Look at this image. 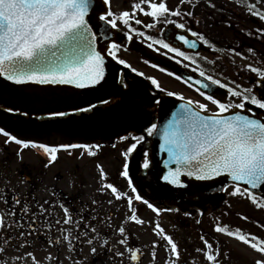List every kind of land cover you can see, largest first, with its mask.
<instances>
[{"label": "snow or ice", "instance_id": "snow-or-ice-1", "mask_svg": "<svg viewBox=\"0 0 264 264\" xmlns=\"http://www.w3.org/2000/svg\"><path fill=\"white\" fill-rule=\"evenodd\" d=\"M185 3L191 4L192 0H180V5L176 8H171L167 0H134L131 11L117 12L112 9L111 0H96L95 6L93 0H0V77L20 86L68 85L77 89L98 90L107 84V58L130 69L132 73L145 76V73L138 72L137 68L120 57L121 50H127V47L113 38V31L123 33L128 42L133 41L134 37L144 38L151 41L147 45L149 48L159 45L168 52L191 60L192 64H197L200 53L189 56L181 47L174 46L170 41L174 40L181 46L187 45L192 49H196L200 41L216 51L224 52V49L216 48L205 34L194 31L189 26L185 17H193L194 13L181 10L180 6ZM208 3L215 7L212 0H208ZM260 3H264V0H257L246 7L251 16L264 21V10L258 8ZM140 15L150 18L151 22L144 23L139 18ZM133 25H143L144 29L163 25L161 33L168 26H173L175 30L190 33L195 39L177 31H173L167 38H157L146 35L145 31ZM256 32L264 35V27L257 28ZM156 51H160V48H156ZM228 51L233 55L232 63H235L237 56L246 58L235 48ZM247 51L254 52L251 47ZM167 54L166 52L165 55ZM172 58L176 59L175 56ZM209 62L214 64L216 61ZM152 67L157 65L153 64ZM237 67L252 74L250 79H253L254 83L251 86H243L230 78H227L229 82L225 83L221 78L206 75L204 70L198 69L199 76L207 82L196 79L195 91L207 103L168 91L156 78L147 77L154 89L169 97H178L182 102L172 112L171 118L163 123L159 117L145 110L135 118L139 121L138 128L133 122L129 126L133 127L134 131L126 129V134H117V140L126 145L120 152L123 162L117 175L126 181L128 191L122 190L121 186L110 179L104 164L96 163V192L108 197L106 203L109 206L123 202L122 206L126 208L120 224H113L110 213H106L103 218L93 215L99 212L103 203L97 198L91 199V204L96 205L93 208L82 204L76 209L64 200H45L39 203L34 211L27 201L22 202L14 194L7 198L0 197L4 202V207L0 209V240L4 243V246L0 247V256L7 253L15 240L18 242L16 249L19 254L9 258L12 264H63L59 258L62 252L66 253L65 259L69 264H88L87 256L76 259L72 255L83 253L84 245L89 246L93 258L102 253H111L108 255L111 264H117V257L119 264H141L145 247H150V260L152 264H156L157 250L163 246L167 256L165 264H179L181 250L173 235L165 230L159 220L146 221L141 218L136 205L146 206L156 217H160L165 211L178 212L179 209L161 208L141 194L130 174L134 154L141 158L138 168L151 170L155 164L162 162L163 168L156 173V178L165 185L184 190L193 188L203 192L212 185L196 182H215L217 178L224 177L227 182L218 189L219 192H226L230 197L247 199L255 208L264 210V116L260 115L264 112V62L240 64ZM160 71L164 72L166 69L160 68ZM176 79L180 80L181 77L176 76ZM183 82L192 86L191 77ZM120 84L123 88L129 87L123 79ZM212 86L225 89V98H217V92ZM84 103L85 107L73 104L71 113L48 109L47 116L59 122V118L68 117L72 113H88L97 109L96 103ZM99 103L107 105L109 100H100ZM148 105L163 109L162 100L156 95H146L145 108ZM13 110V107L7 108L8 112ZM0 134L7 138L5 143L14 142L20 146L18 156L21 159V153L25 149L43 150L48 156L46 167L58 160V152L61 150L68 151L71 155V150L82 149L81 158L85 154L95 158L104 147L100 143H65L50 146L33 140L18 139L3 127H0ZM112 148H116V143L112 144ZM157 152L164 155L162 161L155 160ZM185 178H188L187 181ZM2 191L0 189V192ZM224 203L228 204V201ZM184 214L191 215L188 212ZM242 218L248 219L247 216ZM129 223L141 227L146 224L153 225L151 233L156 239L151 241L150 246H133ZM25 224L27 229L23 230ZM105 224L110 232L115 233V237L101 235L102 225ZM260 227L264 228V225ZM213 231L235 239L250 249L253 253L252 264H264V236L246 232L240 227L233 229L228 224L219 222L213 225ZM32 237L35 238L30 239ZM199 239L203 247L197 248L196 251L202 254L206 264H223L222 256L230 258L228 253H222L218 238L210 240L201 235ZM99 240L103 243L97 247L96 242ZM37 241H41L39 249ZM52 248L56 249L55 253ZM37 251H43L45 254L38 258ZM0 264H9V260H0Z\"/></svg>", "mask_w": 264, "mask_h": 264}, {"label": "rangeland", "instance_id": "rangeland-1", "mask_svg": "<svg viewBox=\"0 0 264 264\" xmlns=\"http://www.w3.org/2000/svg\"><path fill=\"white\" fill-rule=\"evenodd\" d=\"M172 2L175 5V0H167ZM234 5L238 6L236 8L228 9L227 15L234 17V25H242L244 28H249L253 31H256L255 23L252 22L253 19H258L255 16H251L247 11V5L256 3L257 0H230ZM134 0H111L112 9L114 11H131ZM178 3V0H177ZM260 10H264V3L258 4ZM225 16V13H223ZM200 21V13H198ZM245 16V17H243ZM242 17V18H241ZM240 18L243 20H240ZM143 20L147 17H142ZM189 19H192L189 17ZM147 21H151L150 19ZM199 26V23H198ZM200 27V26H199ZM162 27H158L156 30L148 31L149 35L156 36ZM199 29V28H198ZM202 32V30H196ZM214 39V38H213ZM216 39V38H215ZM221 40V39H219ZM216 45L218 49H224V52L216 51L213 48H210L209 55L200 53L199 66L200 69H203V66L208 68V71H205L207 74L219 77L223 82L228 83L230 78L232 80H241L245 83L246 86H251L254 83L253 79H250L252 74L247 71L238 69L237 65L262 62L252 59L251 57L245 56L246 58L242 59L241 57H235V63H232L233 55L228 51L232 49L231 42L226 41L228 44L220 43L217 39L216 41H210ZM238 51V50H237ZM201 57H207V60L201 59ZM209 61H216L214 64ZM205 69V68H204ZM223 74V75H221ZM253 80V81H252ZM0 127H3L6 131H9L11 134L16 135L19 138V133L23 129L21 125H17L15 122L2 121L0 118ZM21 138L27 139L23 134H20ZM6 137L3 134H0V189L3 191L0 192V197H9L14 194L19 197L22 202L28 201L29 205L32 207V194L30 193L32 187L26 181V178L21 177L23 172L25 175L32 176L34 172L37 173L38 177L44 179L46 183L48 181L50 184L54 183L55 190L49 189L48 185L45 183L44 186H41L38 189V194H35L37 202H43V199L52 201V200H64L65 202H70L74 208L79 209L82 204H87L89 208L96 207V205L91 204L92 198H97L101 200L102 206L99 208L98 213H93V215H98L103 218L106 213H110L112 217V222L114 225H118L123 220L126 208L123 207V202L117 205L114 204L109 206L106 203L107 196L99 194L96 192L98 187V173L96 170V163L100 162L104 164L106 170L110 174V179L121 186L122 190L128 191L126 187V181L123 178L118 177L117 173L121 169L123 157L120 156V152L126 147L124 143L116 144V148H107L103 147L99 154L104 156L97 160L100 156L92 158L87 154L83 158L80 157L82 149L71 150L72 154L69 155L68 151H59L58 160L54 162L53 165L48 168L44 167L45 162L42 161V158L37 155L34 149L24 150L20 156H18L19 148L16 143L9 142L5 143ZM40 142H47L44 140L43 136H35ZM51 146H56L59 144H65L63 142H58L54 137H51V141H48ZM40 153L43 154V158H48V156L43 152V150L37 149ZM41 154V155H42ZM55 175V178L53 177ZM135 182V179L133 178ZM231 190V189H229ZM55 194V195H53ZM23 196V198H21ZM224 199V200H223ZM223 200V202H221ZM224 201H228V204H225ZM221 202V203H220ZM214 206H219L218 209L211 212V208H207L206 212L203 215H199L197 212H191V215L186 216L178 212L165 211L161 213L160 217H156L151 210L147 209L146 206L142 204H137L138 215L147 220L156 221L162 224L165 230L173 235L174 239L178 242V245L181 250V259L179 264H206L204 257L201 253L197 252V248L203 247L202 242L199 237L205 235L206 238L215 239L218 238L225 243L229 248L237 252L245 262L252 264L253 253L245 245L239 243L235 239H230L225 235L217 234L213 231V225L217 222L222 224H228L231 228L233 227L231 222V217L235 212H242L246 216H254L252 211L260 212V216H264V210L255 208L254 205L250 203L249 200L239 197H230L226 192H223V197L218 199ZM159 206V205H157ZM4 207L3 200H0V209ZM161 208L168 209L167 207ZM232 214V215H231ZM30 215V214H29ZM62 215V213H61ZM218 218V219H217ZM56 219V217H53ZM263 219V218H262ZM199 221V223H198ZM153 225L146 224L143 227L129 223L128 228L129 232L132 235L131 244L133 246L149 245L152 240L156 237L151 233V227ZM244 231L249 232L247 229ZM55 234V233H54ZM102 236L115 237V233L110 232V230L105 225H102ZM115 240H112L114 243ZM103 241L99 240L96 242V246L99 247ZM3 240H0V247H3ZM47 247V245H44ZM41 247V241H38L37 248ZM30 250V249H26ZM53 253L56 252L55 248L51 249ZM121 250L123 248L121 247ZM19 253L17 252L16 247H9L7 253L3 256H0V260H9V264H12L10 257H15ZM45 253L43 251H37L36 255L38 258L42 257ZM66 253H61L59 258L63 264H69V261L65 259ZM76 259H82L83 257H88V264H111V261L108 259V255L103 253L93 258L89 252V246H83V253H73L72 254ZM157 261L156 264H165L167 259L165 248L160 246L157 250ZM117 264H119V258H116ZM141 264H152L150 260V247H145L144 255L142 256Z\"/></svg>", "mask_w": 264, "mask_h": 264}, {"label": "flooded vegetation", "instance_id": "flooded-vegetation-1", "mask_svg": "<svg viewBox=\"0 0 264 264\" xmlns=\"http://www.w3.org/2000/svg\"><path fill=\"white\" fill-rule=\"evenodd\" d=\"M142 17L144 16L142 15L139 16L140 19H142ZM149 19L150 18H147L145 20L142 19V20L144 21V23H149L151 22V21H147ZM185 19L188 21L189 26L192 27V29L195 31V28L198 25L196 23V21L198 20V13H194L192 19L189 18H185ZM257 25L258 28L264 27V21L258 20ZM133 26L141 28V30L145 31L146 35H149L148 31L151 32L153 29L156 30L160 25H158L156 28L153 29H144L143 25L140 26L133 25ZM162 28H164V26H162ZM125 31H127V29H125ZM173 31H177L180 34L186 33V32L184 33L183 30L174 29L171 31L170 36L172 35ZM258 35L262 48L261 56L262 58H264V35H261L259 33ZM155 37L165 38V30L163 33H161L160 31ZM189 38L192 39L191 37ZM135 41H139L145 45L151 43V41H147L144 38H137V37H134L133 41L128 42L123 34V41L121 43L126 45L127 50L122 49L119 55L122 59H125L129 64H131L132 67L137 68L138 72L145 73V76L141 77L138 75V73H132L130 69L126 68L123 65H119L120 67H118L117 69L119 89L110 99H108L109 104L104 105V104L96 103L97 109L94 110V112L72 113L68 117L59 118V122H57V120L49 118L47 114H36L32 117H29L19 113L18 119L20 121H23L22 125L26 123L32 126L30 131L28 130L25 131L24 129L21 130V134L27 136L25 137L27 138L26 140H33L39 143L49 144L48 141H51V137H54V139L56 138L58 142L89 143V144L100 143L107 148H111L113 143L116 144L121 143L117 140V134L119 135L126 134L125 132L126 129L128 131L135 130L133 127L129 126L130 123L135 122V118H136L134 116L135 113H142L143 111L146 110L147 112L153 113L155 116V111L157 110L158 106L153 108L151 105H148L147 108H145L146 95H156V96H161L163 94L166 95L164 92H160L159 90L154 89V86H152L151 82L147 79L148 76H152L156 78L161 84V86L168 91L181 93L186 98L201 100L202 102L207 103V101H205L204 98L201 97L195 91V86H193L192 84H191L192 86L185 84L183 82L184 79L182 78L180 80L176 79L177 75H169V73H173L169 69L157 65L151 62L150 60L142 57L140 54L131 50L130 45L132 42ZM173 43L179 44V42H176L174 40ZM158 47L160 48V51H156V48ZM151 49H153L155 53L164 56L172 60L173 62L179 64L193 75H199V70H204L209 72L208 68L206 67L205 69L204 68L200 69L198 58H197V64H192L191 60L184 59L182 57H179L175 53L168 52V50L163 49L159 45H154ZM166 52L168 53L167 55H165ZM187 54L189 56L194 55L192 53H187ZM173 56H175L176 59H173L172 58ZM153 64L157 65V67H152ZM160 68H164L166 69V71L161 72ZM206 75L209 74L206 73ZM214 77L219 78L216 76ZM121 79H123L125 83L129 85L128 88H123V86L120 84ZM217 98L223 99L225 97H217ZM210 107H214V106L210 105ZM69 112L71 113V111ZM40 134L47 142H40L37 139H35V136H39ZM39 154L42 153L39 152ZM98 156L100 157L97 160H99L104 155L99 154ZM140 159L141 158L138 157V161H140ZM47 160L48 158L45 159L42 158V161L45 162V165L47 164ZM45 165L44 167H46ZM21 177L26 178V181L30 184V186L33 189L30 192L32 194V199H33L31 208L34 211H36L39 202H37L35 194H38V189H40L41 186H44L46 182H44L45 181L44 179L41 180L40 178L37 179L38 175L36 172H34L32 176L25 175L22 172ZM53 177L55 178V175H53ZM46 184L48 185L49 189L55 190L54 183L50 184V182L48 181V183ZM21 198H23V196ZM45 200L46 199H43V202ZM41 223H43V221ZM26 229H27V225L25 224V229L23 230ZM52 231L54 234L55 229H53ZM13 235H15V232H13ZM34 238L35 237H32L30 239H34ZM12 243H13L12 247H16V244L18 242L14 240Z\"/></svg>", "mask_w": 264, "mask_h": 264}, {"label": "water", "instance_id": "water-1", "mask_svg": "<svg viewBox=\"0 0 264 264\" xmlns=\"http://www.w3.org/2000/svg\"><path fill=\"white\" fill-rule=\"evenodd\" d=\"M95 2L96 0H93V6H95ZM171 29H173L172 26L167 27L166 38L168 37V33L171 32ZM112 36L117 42L122 41V36L117 31H113ZM131 49L159 65L168 67L184 79L191 77L192 84H194L196 79L205 80L199 76H190L179 66L168 62L164 57L154 54V52L142 44L133 43ZM198 49L199 42L196 49L186 48L185 50L196 52ZM106 68L108 69L106 75L107 84L104 88L98 90L77 89L74 86L68 85L20 86L14 85L12 82L0 77V107H3L6 110L9 107H13L14 110L12 112L20 114L28 113L27 116L32 117L36 114H47L48 109L70 111L73 104L85 107L86 104L84 101L99 103L100 100H108L119 89L117 84L118 66L111 58H107ZM205 82L207 81L205 80ZM212 88L217 94L220 92L216 86H212ZM181 102L182 101L174 97H167L164 100L162 99L163 109L161 110L158 106L156 117H159L161 123L165 122L171 118L172 112L176 110V107ZM15 109H19V111H16ZM260 115L264 116V112H261ZM163 159L164 155L157 152L155 160L162 161ZM137 160L138 156L131 161L130 169L132 176L135 181L140 184L145 197L152 200L154 203H158L168 208H176L182 212H189L192 209H199L203 212L207 205L213 204L214 201L223 196L222 192H219L218 189L227 182L224 177L217 178L215 182H196L197 184L208 183L212 185L210 189H205L203 192L193 188L184 190L177 189L172 185H165L163 181H159L156 178V173L159 169L163 168L162 162L155 164V167L148 171L150 180L148 183H145L143 177L138 172ZM185 179L187 181L188 178Z\"/></svg>", "mask_w": 264, "mask_h": 264}, {"label": "trees", "instance_id": "trees-1", "mask_svg": "<svg viewBox=\"0 0 264 264\" xmlns=\"http://www.w3.org/2000/svg\"><path fill=\"white\" fill-rule=\"evenodd\" d=\"M212 3L215 4V7H211L208 0H192L191 4L185 3L180 7H182V11L200 13V28L207 37L216 38L220 43L223 42L224 44H228L226 41H229L231 45L228 44V46L235 48L243 53L244 56L257 60L259 55L258 47H261V42L257 38L256 32L249 28H243L242 25L235 26L233 24L234 17L231 15L211 14L229 13L228 9L231 7L238 9V6L234 5L230 0H212ZM250 32L253 34L249 35L248 33ZM249 47L253 48V53H248L247 49ZM252 213L254 216L249 215L247 216L248 219L245 220L242 217L246 215L236 211L231 217L230 223L233 227H240L242 230L247 229L249 232L264 236V228L260 227V225H264V216H260V212L257 213V211H252ZM219 241L222 253H228L230 257L222 256L223 264H250L240 259L239 254L225 245V243H222L221 240Z\"/></svg>", "mask_w": 264, "mask_h": 264}]
</instances>
